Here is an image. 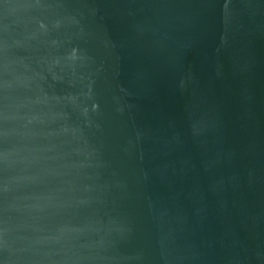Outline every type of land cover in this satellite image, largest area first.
I'll use <instances>...</instances> for the list:
<instances>
[{
	"label": "water",
	"instance_id": "obj_1",
	"mask_svg": "<svg viewBox=\"0 0 264 264\" xmlns=\"http://www.w3.org/2000/svg\"><path fill=\"white\" fill-rule=\"evenodd\" d=\"M0 264H264V0H0Z\"/></svg>",
	"mask_w": 264,
	"mask_h": 264
}]
</instances>
